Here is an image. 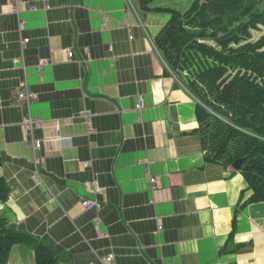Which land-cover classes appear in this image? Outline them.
I'll return each mask as SVG.
<instances>
[{"label": "crops", "instance_id": "crops-1", "mask_svg": "<svg viewBox=\"0 0 264 264\" xmlns=\"http://www.w3.org/2000/svg\"><path fill=\"white\" fill-rule=\"evenodd\" d=\"M13 1L0 0L7 226L56 264H264V201L245 203L239 170L206 161L198 101L154 42L172 17L158 7L193 0H20L18 12ZM23 83L37 99L19 100ZM29 114L44 120L31 132ZM9 259L36 264L35 246L15 244Z\"/></svg>", "mask_w": 264, "mask_h": 264}, {"label": "trees", "instance_id": "trees-1", "mask_svg": "<svg viewBox=\"0 0 264 264\" xmlns=\"http://www.w3.org/2000/svg\"><path fill=\"white\" fill-rule=\"evenodd\" d=\"M253 31L263 33L254 40ZM154 42L198 101L206 161L233 168L241 160L252 190L245 203L264 201V0H194L185 12L172 10ZM8 193L0 177V199ZM23 242L35 246L36 264H56L51 247L0 218V264H11L12 246Z\"/></svg>", "mask_w": 264, "mask_h": 264}, {"label": "built area", "instance_id": "built-area-1", "mask_svg": "<svg viewBox=\"0 0 264 264\" xmlns=\"http://www.w3.org/2000/svg\"><path fill=\"white\" fill-rule=\"evenodd\" d=\"M20 3V0H15L14 2V6H12V10L18 12V4ZM25 43L28 41V39L26 38L25 40ZM73 56V51H68V57H72ZM45 63V62H44ZM44 63H41L40 64V68L42 69L43 67V64ZM22 89L21 91H19L18 93V98L20 101H23V102H31L32 100H35L38 98V93H36L35 91L31 90L28 85L26 83H23L22 85ZM144 107V101H143V98H139L138 102L136 103V110H141L142 108ZM86 116L89 118V115L88 113L86 114ZM44 124V120L41 119V118H36V117H33L31 114H29L25 121L23 122V126L25 127V129L28 131V132H31L33 131L34 127L36 126H42ZM30 145L35 148V149H39L42 145V140H38V139H32L30 141ZM84 165H88V163H85ZM33 175H34V180L36 181V184L40 187H43L45 186L44 185V180L42 178V175H41V172H40V169L38 168V164L35 165L34 167V170H33ZM151 181L152 183H154L156 181V179L154 177H151ZM96 191H100V188L99 187H96ZM98 204V202L96 200H88V201H85V207L87 209L91 208V207H94ZM160 229H162V226L160 225L159 226ZM114 253H110L108 254V256L106 257L105 261L107 263H111L113 260H114Z\"/></svg>", "mask_w": 264, "mask_h": 264}, {"label": "rangeland", "instance_id": "rangeland-1", "mask_svg": "<svg viewBox=\"0 0 264 264\" xmlns=\"http://www.w3.org/2000/svg\"><path fill=\"white\" fill-rule=\"evenodd\" d=\"M194 1V0H193ZM193 1H192V3H193ZM14 2H15V0L12 2L13 4H12V6H14ZM192 3H191V5H192ZM169 10V12H171L172 13V10H176V11H180V10H177V9H172V8H169V7H167ZM189 8H190V6H189ZM188 8V9H189ZM187 9V10H188ZM187 10H185V11H187ZM15 11V10H14ZM185 11H180V12H185ZM16 12V11H15ZM23 24V23H22ZM263 33V31H253V39L255 40V39H257V38H259L260 37V35ZM26 39V38H25ZM25 39H23V43H25ZM183 73L184 74H186V72H184L183 71ZM182 83V82H181ZM183 84V83H182ZM229 167H231V166H229ZM85 201H88V200H85ZM85 201H83V205L85 206ZM86 208V207H85ZM87 209V208H86ZM27 235V234H26ZM31 237V236H30ZM10 260V259H9Z\"/></svg>", "mask_w": 264, "mask_h": 264}, {"label": "water", "instance_id": "water-1", "mask_svg": "<svg viewBox=\"0 0 264 264\" xmlns=\"http://www.w3.org/2000/svg\"><path fill=\"white\" fill-rule=\"evenodd\" d=\"M241 166V160H238L236 161L234 164H233V167L236 168V169H239Z\"/></svg>", "mask_w": 264, "mask_h": 264}]
</instances>
